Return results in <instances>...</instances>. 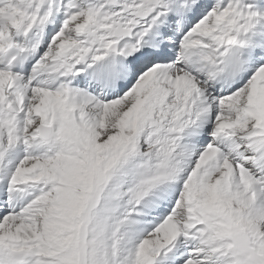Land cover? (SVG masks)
Segmentation results:
<instances>
[{
	"label": "snow or ice",
	"instance_id": "6c2138e0",
	"mask_svg": "<svg viewBox=\"0 0 264 264\" xmlns=\"http://www.w3.org/2000/svg\"><path fill=\"white\" fill-rule=\"evenodd\" d=\"M0 264H264V0H0Z\"/></svg>",
	"mask_w": 264,
	"mask_h": 264
}]
</instances>
